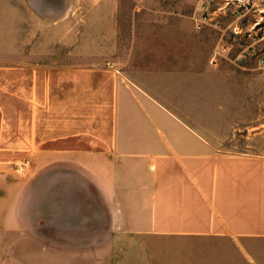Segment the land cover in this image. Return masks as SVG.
<instances>
[{
  "label": "crops",
  "instance_id": "obj_1",
  "mask_svg": "<svg viewBox=\"0 0 264 264\" xmlns=\"http://www.w3.org/2000/svg\"><path fill=\"white\" fill-rule=\"evenodd\" d=\"M165 1L148 11L192 17ZM121 4L0 0V264L35 239L127 244L96 264H264L263 147L184 116L176 29L164 69H119Z\"/></svg>",
  "mask_w": 264,
  "mask_h": 264
},
{
  "label": "rangeland",
  "instance_id": "obj_2",
  "mask_svg": "<svg viewBox=\"0 0 264 264\" xmlns=\"http://www.w3.org/2000/svg\"><path fill=\"white\" fill-rule=\"evenodd\" d=\"M156 1L122 0L119 69L147 68L148 59L164 69L174 37L170 40V32L176 29L178 96L187 104L180 106L184 116L201 124L231 123L234 137L253 138V145L264 149V0H188L192 17L181 19L157 18L148 11L158 9ZM51 6L57 10L59 4ZM56 59L53 50L50 66L57 65ZM209 60L217 66L208 72ZM187 72L192 78H185ZM125 245L49 244L36 239L28 244L33 249L31 264L106 262L107 252H120ZM129 245L138 251L139 246L144 250L153 244Z\"/></svg>",
  "mask_w": 264,
  "mask_h": 264
}]
</instances>
